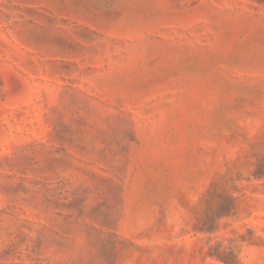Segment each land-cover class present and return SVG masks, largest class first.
Returning <instances> with one entry per match:
<instances>
[{
  "label": "rangeland",
  "instance_id": "374dc122",
  "mask_svg": "<svg viewBox=\"0 0 264 264\" xmlns=\"http://www.w3.org/2000/svg\"><path fill=\"white\" fill-rule=\"evenodd\" d=\"M0 264H264V0H0Z\"/></svg>",
  "mask_w": 264,
  "mask_h": 264
}]
</instances>
